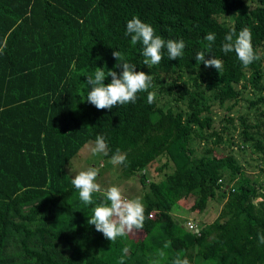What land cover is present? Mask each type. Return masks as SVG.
<instances>
[{"label":"trees","instance_id":"obj_1","mask_svg":"<svg viewBox=\"0 0 264 264\" xmlns=\"http://www.w3.org/2000/svg\"><path fill=\"white\" fill-rule=\"evenodd\" d=\"M133 17L182 39L183 56L169 60L165 49L158 65H144L142 43L125 35ZM244 28L260 56L248 67L221 51L225 35ZM117 50L152 76L155 102L146 92L113 109L81 102L87 76L122 71ZM202 51L223 70L199 64ZM248 89L247 111L237 114ZM214 111L227 113L215 121ZM97 136L107 157L126 155L121 174L142 185L141 238L115 244L88 224L108 202L93 193L84 204L66 166ZM248 144L264 165V0H0V264H264V182L233 151ZM161 167L172 171L156 181ZM179 201L191 211L222 206L195 232L172 216Z\"/></svg>","mask_w":264,"mask_h":264},{"label":"clouds","instance_id":"obj_2","mask_svg":"<svg viewBox=\"0 0 264 264\" xmlns=\"http://www.w3.org/2000/svg\"><path fill=\"white\" fill-rule=\"evenodd\" d=\"M125 35L131 36V44L135 46L138 42L142 43V55L145 57L143 63L148 68L158 65L163 59V51L166 49L169 60H177L184 54L185 42L181 40H165L155 34L154 28L138 17H133L126 23ZM235 37V38H234ZM208 42L206 48L208 53L212 44L215 42V33H208L204 37ZM221 51L225 54L235 52L238 60L244 67H248L254 61L259 60L252 45V35L249 29L244 28L236 33L235 29L230 30L224 37ZM113 57L117 63L114 68H121L118 74L115 70L107 71L98 68L94 76L86 77L88 88L87 95H80L81 102L94 105L98 110L113 109L117 105L135 103L137 93L146 92L147 102H155L156 93L149 91L152 86V76L144 71H136V66L129 63L120 51H114ZM199 64L203 62L205 67H214L218 73L223 70V62L214 55L210 59H205V52L195 55ZM110 76L111 82L105 84V78ZM93 154L103 153L107 155V144L103 136H97L94 146L91 148ZM126 155L119 150L112 156L111 162L114 165L123 164ZM98 170L89 168L80 171L71 179L72 185L78 190L79 198L84 204L93 203V193H102L108 203H101L93 209V214L88 219L89 225H94L96 231L101 232L104 237L111 242L118 237L127 236L134 229L140 230L145 222V208L141 200L128 199L118 186H111L102 189L96 182ZM259 243L264 244V234L258 235ZM167 246V245H166ZM125 251H127L125 249ZM163 255V253H161ZM173 264H189L187 258L177 257Z\"/></svg>","mask_w":264,"mask_h":264},{"label":"rangeland","instance_id":"obj_3","mask_svg":"<svg viewBox=\"0 0 264 264\" xmlns=\"http://www.w3.org/2000/svg\"><path fill=\"white\" fill-rule=\"evenodd\" d=\"M252 92L248 89L243 99H240L239 103L236 105L237 114L245 113L247 111L246 98H250ZM231 101L227 104H230ZM215 112V111H214ZM251 112V111H250ZM227 111H220L214 113L215 121L219 120ZM251 117H254V114L251 112ZM95 141H88L80 149V151L75 155L66 166L67 173L73 178L74 175L78 174L80 171H85L89 168H94L98 170V175L96 177V182L101 186L102 189H107L111 186H118L122 194L128 199H139L142 200L143 188L139 180L135 177L125 178L121 174V166L114 165L111 162V158L107 157L103 153L93 154L91 148L94 146ZM197 147V153L202 151L203 145L194 141L192 143ZM218 150L220 152H228L229 149L226 146L220 145ZM234 154L237 158L241 160L245 168V172L250 176L251 179L256 180L258 183L264 182V165L261 161V154L255 151L251 145H246L244 148H238L237 146L233 149ZM165 161L164 157H161L159 161L155 164L156 167L163 165ZM154 170V169H153ZM172 171L170 167H161L160 170H155V180L158 181L160 178H163L166 173ZM170 173V172H169ZM228 180L227 178L225 179ZM222 206V203H212L209 208L206 210H190L187 206L178 202L174 209L172 210V216L174 219L179 221L182 224H185L186 221L190 220L198 228L201 223L212 222L218 215V209ZM138 239L141 238L140 232L133 230L127 236L118 237L113 243L119 244L122 242V239ZM102 239L111 242L106 239L103 235Z\"/></svg>","mask_w":264,"mask_h":264},{"label":"built area","instance_id":"obj_4","mask_svg":"<svg viewBox=\"0 0 264 264\" xmlns=\"http://www.w3.org/2000/svg\"><path fill=\"white\" fill-rule=\"evenodd\" d=\"M185 226L191 231H195V232L198 231V228L196 227V225L193 222H191L190 220L185 222Z\"/></svg>","mask_w":264,"mask_h":264}]
</instances>
